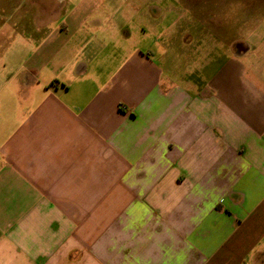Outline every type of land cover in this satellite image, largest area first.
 Returning a JSON list of instances; mask_svg holds the SVG:
<instances>
[{
    "label": "crops",
    "instance_id": "obj_1",
    "mask_svg": "<svg viewBox=\"0 0 264 264\" xmlns=\"http://www.w3.org/2000/svg\"><path fill=\"white\" fill-rule=\"evenodd\" d=\"M107 1L0 0V264H264V76L231 15Z\"/></svg>",
    "mask_w": 264,
    "mask_h": 264
},
{
    "label": "rangeland",
    "instance_id": "obj_2",
    "mask_svg": "<svg viewBox=\"0 0 264 264\" xmlns=\"http://www.w3.org/2000/svg\"><path fill=\"white\" fill-rule=\"evenodd\" d=\"M54 4H61L66 6L65 0H55ZM64 1V2H63ZM149 0H108L106 6L102 8L106 9L108 13L115 12L118 16H129L131 19L134 18L135 22L132 23L139 24L140 19L137 17V8L142 5V12L147 13L152 10L149 8ZM20 5V1H17ZM46 1V7L47 3ZM148 2V3H147ZM32 0H29V4H32ZM53 2H51L52 4ZM160 2L157 1L158 10L161 9ZM68 4V3H67ZM201 5L200 13L203 14L201 19L190 16L189 14H180L181 16L173 15V20L176 19L175 25L184 27H195L201 26L202 24L209 26H217L215 24L216 17L213 18V11L217 13L218 5L220 14H230L231 16H221L219 19L222 25L220 31L223 36L222 41H234L231 40L235 37L241 38L235 40L238 43V47L242 46L246 49L244 53L245 60L250 61L255 68H258L261 74L264 76V0H203L200 1ZM152 6V4H151ZM180 7V6H179ZM18 9V7H14ZM48 8V7H47ZM181 9L177 14L181 13ZM175 14V12H174ZM4 17L0 16V28L5 27ZM142 22V21H141ZM225 25V26H224ZM238 30L234 35V27ZM242 30V32H239ZM191 34H189L190 36ZM205 37V41L201 40L203 43H214L213 40L218 38L213 33H208L202 35ZM191 42L197 41L195 34L190 37Z\"/></svg>",
    "mask_w": 264,
    "mask_h": 264
}]
</instances>
